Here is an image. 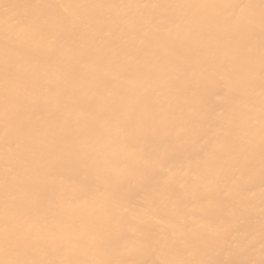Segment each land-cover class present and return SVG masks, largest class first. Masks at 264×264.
Wrapping results in <instances>:
<instances>
[{"label": "bare ground", "instance_id": "1", "mask_svg": "<svg viewBox=\"0 0 264 264\" xmlns=\"http://www.w3.org/2000/svg\"><path fill=\"white\" fill-rule=\"evenodd\" d=\"M0 264H264V0H0Z\"/></svg>", "mask_w": 264, "mask_h": 264}]
</instances>
